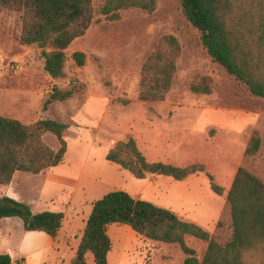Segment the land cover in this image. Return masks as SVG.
Wrapping results in <instances>:
<instances>
[{"label":"rangeland","instance_id":"1","mask_svg":"<svg viewBox=\"0 0 264 264\" xmlns=\"http://www.w3.org/2000/svg\"><path fill=\"white\" fill-rule=\"evenodd\" d=\"M105 1L92 0V23L65 50V74L56 78L44 67L43 51L53 48L22 44L23 13L0 6V115L25 124L54 119L68 125L63 132L67 152L59 165L38 174L17 171L10 184H0V202L9 196L33 214L64 213L52 239L44 232H27L20 217L0 219V253L10 254L14 263L70 264L93 203L114 190L168 208L224 244L232 236L227 194L238 168L264 182V97L253 95L246 83L213 60L181 0H156L152 13L123 8L116 18L104 14ZM231 1V15L257 35L264 0ZM167 35L181 46L177 69L169 90L151 98L142 83L143 65ZM76 51L85 53L83 65L73 58ZM201 84L210 92L193 90ZM56 89L73 94L45 106ZM254 132L260 136V149L246 155ZM130 138L150 162L180 167L203 163L206 169L183 180L160 174L137 178L106 158L116 142ZM43 139L55 150L60 147L54 133ZM206 172L223 186L221 195L211 188ZM108 234V264H182L187 257L178 243L148 239L126 224L109 225ZM185 239L201 260L208 241L192 235ZM86 259L94 264L91 254ZM246 264L264 261L254 253Z\"/></svg>","mask_w":264,"mask_h":264},{"label":"trees","instance_id":"2","mask_svg":"<svg viewBox=\"0 0 264 264\" xmlns=\"http://www.w3.org/2000/svg\"><path fill=\"white\" fill-rule=\"evenodd\" d=\"M181 4L186 17L202 32L203 45L213 60L246 83L253 95L264 97V20L256 35L240 18L231 15V0H181ZM0 6L23 13L20 42L52 47L50 52L43 51L45 70L54 78L64 76L65 50L91 25L92 0H0ZM134 7L152 13L156 0H106L103 12L116 18L120 9ZM180 52L177 38L167 35L161 40V48L144 63L142 83L150 89L151 98L163 96L161 94L171 87L177 69L175 60ZM73 58L78 65H83L86 55L76 51ZM193 90L210 92L209 87L202 84L193 85ZM72 94V90L56 89L45 106ZM67 127L54 119L25 124L0 115V184H10L17 171L38 174L59 165L67 152V141L63 136ZM47 132L54 133L59 139L57 150L44 141L43 135ZM260 146V136L254 132L246 155H255ZM106 158L128 169L137 178L160 174L183 180L206 169L203 163L180 167L161 161L150 162L134 138L116 142ZM206 174L211 188L221 195L223 186L214 181L212 174ZM227 203L232 236L222 244L202 226L181 219L168 208L134 197L124 190L111 191L93 203L70 264H89L87 254L92 255L94 264H108L112 248L108 226L113 223L126 224L151 240L178 243L187 254L182 264H246V257L254 253L264 261V182L245 167H239L228 191ZM4 217H20L26 231H43L54 238L62 227L64 213L42 211L33 214L24 203L5 196L0 202V219ZM187 235L208 241L201 260L186 243ZM0 264L22 262L14 263L10 254L0 253Z\"/></svg>","mask_w":264,"mask_h":264},{"label":"crops","instance_id":"3","mask_svg":"<svg viewBox=\"0 0 264 264\" xmlns=\"http://www.w3.org/2000/svg\"><path fill=\"white\" fill-rule=\"evenodd\" d=\"M246 117V118H245ZM244 117V120H248L247 119V116H245ZM248 146V145H247ZM247 148V147H246ZM260 149V148H259ZM235 176V175H234ZM234 176H233V178H232V182H233V179H234ZM27 232H29V233H34L35 231H27ZM37 232H43V231H37ZM45 233V232H44ZM38 234V233H37ZM39 235H43V234H39ZM45 236V235H44ZM49 236V235H48ZM48 236H46V237H48ZM48 238H50V239H52L53 237H51V236H49Z\"/></svg>","mask_w":264,"mask_h":264}]
</instances>
